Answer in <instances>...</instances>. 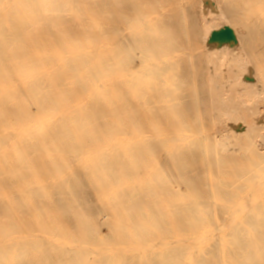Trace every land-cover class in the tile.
I'll use <instances>...</instances> for the list:
<instances>
[{"label": "bare ground", "instance_id": "bare-ground-1", "mask_svg": "<svg viewBox=\"0 0 264 264\" xmlns=\"http://www.w3.org/2000/svg\"><path fill=\"white\" fill-rule=\"evenodd\" d=\"M0 264H264V0H0Z\"/></svg>", "mask_w": 264, "mask_h": 264}]
</instances>
